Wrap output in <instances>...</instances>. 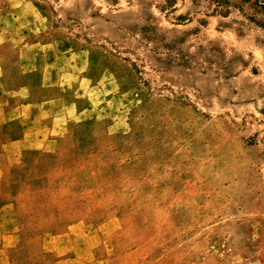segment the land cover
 I'll use <instances>...</instances> for the list:
<instances>
[{
    "label": "rangeland",
    "instance_id": "obj_1",
    "mask_svg": "<svg viewBox=\"0 0 264 264\" xmlns=\"http://www.w3.org/2000/svg\"><path fill=\"white\" fill-rule=\"evenodd\" d=\"M0 264H264V0H0Z\"/></svg>",
    "mask_w": 264,
    "mask_h": 264
},
{
    "label": "crops",
    "instance_id": "obj_2",
    "mask_svg": "<svg viewBox=\"0 0 264 264\" xmlns=\"http://www.w3.org/2000/svg\"><path fill=\"white\" fill-rule=\"evenodd\" d=\"M63 105L64 95H57L40 101H31L29 99L24 100L23 103L18 106V110L20 112L19 116H22V112H24L23 110H25L26 115H23L24 117L22 118H10L4 123L7 126H11V124H14L15 122L19 124V130L12 138L11 142L23 141L24 152L40 150L43 145L49 141V134L51 131L50 127L43 124L44 117L41 115L46 114V116H50L56 114L61 110ZM41 109H43V111Z\"/></svg>",
    "mask_w": 264,
    "mask_h": 264
},
{
    "label": "trees",
    "instance_id": "obj_3",
    "mask_svg": "<svg viewBox=\"0 0 264 264\" xmlns=\"http://www.w3.org/2000/svg\"><path fill=\"white\" fill-rule=\"evenodd\" d=\"M51 159H53V158H51ZM49 161H54V160H49ZM66 226H67V224L66 223H62L61 225H59V227H57V229H56V231H61V230H64L65 228H66ZM36 247L35 249H37L38 247H37V245H34V243H33V247Z\"/></svg>",
    "mask_w": 264,
    "mask_h": 264
}]
</instances>
